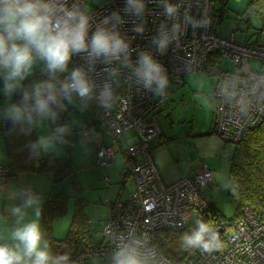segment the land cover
Returning a JSON list of instances; mask_svg holds the SVG:
<instances>
[{
  "label": "built area",
  "instance_id": "1",
  "mask_svg": "<svg viewBox=\"0 0 264 264\" xmlns=\"http://www.w3.org/2000/svg\"><path fill=\"white\" fill-rule=\"evenodd\" d=\"M224 0H106L86 12L81 0H32L47 5L54 15L67 12L87 17L89 47L71 53L72 73L80 70L89 86L81 96L71 88L72 78L54 94L63 99L75 95L96 105L100 122L115 142L132 131L134 140L123 153L125 175L132 182L127 199L105 201L108 215L102 230L85 244L77 264L102 260L103 264H171L159 254L156 235L161 231L178 232L201 217L210 206L204 191L212 172L199 169L173 182L162 181L152 149L162 137L161 114L156 111L167 98L169 86L178 88L190 74L205 71L208 57L229 59L234 73H222L211 86L214 105L212 134L225 144L235 146L245 132L264 123V48L254 46L243 36L239 25L216 23L215 2ZM175 11L169 13L168 7ZM139 8V10H138ZM103 29L127 44L115 55H96L91 37ZM160 41H165L161 49ZM148 54L160 67L158 79L151 83L138 70L141 56ZM256 61V68L250 61ZM84 134H87L86 129ZM96 158L90 169L111 165L115 150L95 142ZM7 166H0V193L10 178ZM107 182V178H105ZM246 207L225 233L215 235L209 227L200 241L178 264H264V219H258ZM8 248L11 246L4 245ZM11 249V248H10ZM22 264V262H21Z\"/></svg>",
  "mask_w": 264,
  "mask_h": 264
},
{
  "label": "trees",
  "instance_id": "2",
  "mask_svg": "<svg viewBox=\"0 0 264 264\" xmlns=\"http://www.w3.org/2000/svg\"><path fill=\"white\" fill-rule=\"evenodd\" d=\"M250 6L260 20V28L257 39L252 45L264 48L259 42L264 36V0H252ZM224 12L220 10L216 15V23L224 18ZM68 68V70H67ZM63 71L51 70L45 66L36 74L18 85L13 90V105L16 110L27 116L29 121L19 127L1 131V139L8 159L10 176L17 174H41L51 173L53 185H58L73 175L72 161L69 157L57 158L50 154L41 155L39 152V140L35 136L33 120L50 110L54 114L56 124L65 120L61 104L55 98V92L63 86L71 77L73 68L71 60ZM205 71L209 76H220L219 57L216 53L209 55ZM57 72H60L56 75ZM66 72L67 74H63ZM39 92V97L37 93ZM51 97V98H50ZM38 99L47 102V108L41 109ZM82 103H91L90 100H81ZM65 130L59 128L53 133L55 140L67 147L68 141ZM207 135V134H203ZM230 161L228 178L227 199L233 203L235 210L231 219L225 221L217 208L210 203L207 213L197 218L188 227L178 232L161 231L156 235V244L164 258L171 264H178L185 255L190 252L196 243V234L209 227H215V235L228 231L233 223L241 217L243 209L250 208L254 216L264 219V123L248 130L239 143L234 146ZM22 198V194L20 196ZM20 199V198H19ZM23 204L22 199L20 203ZM67 197L58 193L41 206L39 218L41 224L42 247L49 253V264H77L79 256L90 240L91 233L88 220L84 214V205L77 200L73 207V216L70 227L62 240H55L52 236V220L62 216L66 212ZM218 230H221L220 233ZM190 241H192L190 243ZM46 245V248H45Z\"/></svg>",
  "mask_w": 264,
  "mask_h": 264
},
{
  "label": "rangeland",
  "instance_id": "3",
  "mask_svg": "<svg viewBox=\"0 0 264 264\" xmlns=\"http://www.w3.org/2000/svg\"><path fill=\"white\" fill-rule=\"evenodd\" d=\"M81 1L85 5V11L90 12L102 5L106 0ZM251 1L252 0H224L223 2L216 1L214 6L216 9L222 10L224 12V26L230 27L233 24L240 26L243 36L249 40L247 43H252L257 39L256 34L260 28V20L254 13L253 7L250 6ZM259 42L264 44V36H262ZM33 57L34 59L31 68L26 73L22 74L23 79L21 76L10 77V70L5 68L3 64H0V99L2 98V100H0V125H2L5 118H8L10 115L9 113L11 112L10 107L6 106L10 97H8V100L5 98L7 91H9L6 87L9 84L14 85L15 83H19L18 81L20 79L21 82L24 81L28 77L27 75H34L40 71L44 65H47L44 60L39 58L35 51H33ZM250 64L253 68H256L258 65L257 62L253 60L250 61ZM233 66L234 65L229 59L219 57V68L222 73L236 72V68ZM58 73L60 72H57L56 75ZM63 74L65 75L67 73L64 72ZM217 78L218 76H209L206 71H203L199 74L187 75L183 81L184 85L178 89H175L176 87L173 85L169 86V91L166 93L167 98L165 103L156 111V113L161 114L159 122L164 134H168L170 125L173 128V134L176 136H180L181 133L185 132L186 128L189 129L190 127L193 130L199 132L208 131V128H210L211 124V116L212 113H214V105H212L213 102L210 99L209 92L211 86L214 84ZM62 102L65 107L64 111L66 112L64 113L65 120L60 125L56 124V121L54 120V114L50 112V110L46 111V113L33 120L31 124L36 134L35 136L38 138L42 146V149L52 150L54 147L58 148L59 150H62V155H66L65 157H70V160L72 161L74 175L63 181L64 183L62 182L61 185L63 191H65V197H67L66 212L62 216L52 220L51 234L55 240L64 239L66 236L65 233L68 231L71 224L70 220H72L73 216V207L77 199V196L74 192V184L72 183L78 181V176L81 174H78V171L84 172L90 165L84 166V164H79L77 159L79 157L89 156L91 153V144H93L95 141H98L99 139L98 135L94 136V130L90 139H87V136L83 137V135H81L82 131L86 127V121H88L89 116L93 117V113H95L97 117L98 110L95 107V104L90 107V105L82 103L75 95H71L69 98L63 99ZM98 126H100V124ZM61 127L63 130H66L65 136L68 138L67 147H64V145H59L53 136V133ZM104 128L105 127L103 125L102 127H99V130L103 133ZM129 136L131 135L129 134L127 137ZM20 196L21 195L17 196L16 202L10 203V207L7 211L12 213L9 215L6 214V210L3 209L2 202L4 200V196L2 193H0V246L12 244L14 246L12 247V250L16 251L22 256V260H24L23 264H31V262H28L27 259L32 258L23 256V246L18 240H12V237L13 232L17 228L21 227L20 223L24 225L35 221L41 228L39 222L40 218L37 216V212L39 211L35 212V210L29 209L31 206L29 205L28 208L25 209L27 211L26 214L21 220H19L18 214H15L16 211H14V208L20 203ZM19 206L24 207L26 206V203L19 204ZM217 208L227 222L229 219H231L235 210L233 203L229 202V200H225L220 203L218 202ZM86 213L87 215L91 216V208H88ZM101 216L102 215L98 216L97 219L101 218ZM194 220L195 217L189 223V225H191ZM101 230L102 225L98 221L90 228L89 232H92L93 234L91 235L93 236L94 234L99 233ZM42 245L43 244L41 241V248L44 249ZM86 264H103V261L90 259L86 261Z\"/></svg>",
  "mask_w": 264,
  "mask_h": 264
},
{
  "label": "crops",
  "instance_id": "4",
  "mask_svg": "<svg viewBox=\"0 0 264 264\" xmlns=\"http://www.w3.org/2000/svg\"><path fill=\"white\" fill-rule=\"evenodd\" d=\"M45 66L47 65H44L43 68ZM27 76L28 77L24 81L30 78L32 74ZM20 80L18 81L19 83H15L14 85L9 84L6 87L9 91H7L5 95L7 100L10 96L6 106H9L11 109L9 116L14 119V126L16 127L22 126L29 121L26 115L14 108L12 101L14 88L24 82H21ZM0 100H2V98ZM59 103L61 104L62 111H64L65 107L63 102L59 101ZM84 104H88L90 107L94 105L92 102ZM93 115V117L89 116L88 121H86L87 124L84 130L86 129L87 134H84L85 132L83 130L81 135H83V137L87 136L86 138L90 139L94 130V136L98 135L99 137L98 141L112 147L116 154L110 166L99 167L96 169H90L88 167V169L84 172L78 171V174L81 173L80 176H78V181L72 183L74 184V192L77 196L76 201L81 200L83 202L84 214L87 217L89 228H91L98 221L102 225L103 219H105L108 215V208L106 207L105 201L111 203L118 198L123 200L128 198V193H130L132 189V182H130V178L125 175L124 169L126 168V162L123 158V153L127 144L130 141L132 142L136 136L135 133L129 131L123 134L118 139V142H115L111 139V135L107 134L108 132L105 128L103 129V133L99 130V127H102L103 125L99 122L100 119L98 112L97 117L95 113H93ZM213 116L214 113H212L210 128H208L207 132L195 131L190 127L189 129L186 128L185 132L181 133L180 136H176L173 134V128L171 125L167 135L164 134L162 130L161 139L154 143L155 145L152 149V157L162 178L161 180L166 183L173 182L175 179H178L183 175H193L201 168L210 170L212 172V180L203 191L207 201L217 208L218 202L220 203L228 200L227 177L229 176V165L233 154L232 152L234 151V146L223 143L218 137L212 134L211 129L213 128L214 122ZM99 124L100 126H98ZM2 125H0V137L1 131L4 129ZM129 134L131 136L127 137ZM95 142L90 146L91 153L89 156L79 157L77 159L79 164L88 166L94 162L96 158L95 147H93ZM58 144L62 145L60 143ZM38 149L41 155L50 154L57 158H64L66 156L62 155V150L55 147L52 150L42 149L40 142ZM7 162L8 159L4 150V145L2 139L0 138V166H7ZM105 178H107V182L105 181ZM61 185L62 183L53 185V175L51 173L17 174L15 176H10L6 186V191L2 193L4 196V200L2 202L3 209L6 210V214L10 215L12 212L7 211L10 207V203L16 202L17 196L22 194V198L20 199H22L23 204L26 203V206L20 207L18 204L17 206L15 205L16 207L14 208V211H16L17 208L21 209L20 212L16 211L15 213L16 215L18 214V218L21 220L27 212L25 209H27L29 205H31L29 209L35 210L36 212L39 211L38 209L41 208L48 198H51L58 193L65 194ZM88 208H91V216L86 213ZM100 215H102L101 218L97 219ZM20 225L21 227L23 226L21 223ZM90 233L93 234L92 232ZM13 239L14 238L12 237V240ZM6 245L11 246V250L13 249L12 247H14L12 244ZM27 260L28 262H31V259ZM23 261L24 260H21L22 264Z\"/></svg>",
  "mask_w": 264,
  "mask_h": 264
},
{
  "label": "clouds",
  "instance_id": "5",
  "mask_svg": "<svg viewBox=\"0 0 264 264\" xmlns=\"http://www.w3.org/2000/svg\"><path fill=\"white\" fill-rule=\"evenodd\" d=\"M129 3L131 4V0ZM167 11L171 14L175 9L169 6ZM87 28V17L83 15L77 17L74 13L67 12L66 18L59 17L54 15L51 7L32 0H0V64L10 70V77L23 78L22 74L32 66L35 51L49 69L63 71L67 68L72 52L84 51L89 47ZM164 44L165 41H160L161 49ZM90 46L96 55H115L128 47L122 39L103 29L92 35ZM140 63L138 72L149 83L153 79L164 83L159 76L160 67L148 54H142ZM71 78L73 90L81 96L89 93V86L79 69L72 73ZM37 95L39 97V92ZM38 105L42 110L47 108V102L43 99H38ZM16 211L20 212L21 209L17 208ZM204 230L201 225V232L195 237L196 241L202 239ZM13 238L23 246V256L32 258L31 264H49V253L41 248V231L37 222L17 228L13 232ZM21 260L22 256L16 251L0 246V264H21ZM128 264L136 262L130 260Z\"/></svg>",
  "mask_w": 264,
  "mask_h": 264
},
{
  "label": "water",
  "instance_id": "6",
  "mask_svg": "<svg viewBox=\"0 0 264 264\" xmlns=\"http://www.w3.org/2000/svg\"><path fill=\"white\" fill-rule=\"evenodd\" d=\"M2 126L5 130H10V129L14 128L15 127L14 126V119L8 116V118L4 119ZM220 231L221 230H218L219 233H220Z\"/></svg>",
  "mask_w": 264,
  "mask_h": 264
}]
</instances>
